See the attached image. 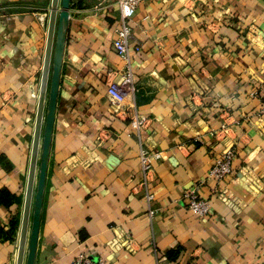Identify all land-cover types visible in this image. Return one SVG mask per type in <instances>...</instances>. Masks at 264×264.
Listing matches in <instances>:
<instances>
[{
    "label": "crops",
    "instance_id": "obj_1",
    "mask_svg": "<svg viewBox=\"0 0 264 264\" xmlns=\"http://www.w3.org/2000/svg\"><path fill=\"white\" fill-rule=\"evenodd\" d=\"M51 3L0 0V189L16 195L0 204V264H17ZM70 11L35 264H264V0H143L127 59L116 3ZM126 70L134 90L111 89ZM143 150L160 153L148 173Z\"/></svg>",
    "mask_w": 264,
    "mask_h": 264
},
{
    "label": "water",
    "instance_id": "obj_2",
    "mask_svg": "<svg viewBox=\"0 0 264 264\" xmlns=\"http://www.w3.org/2000/svg\"><path fill=\"white\" fill-rule=\"evenodd\" d=\"M72 0H52L17 264H35Z\"/></svg>",
    "mask_w": 264,
    "mask_h": 264
},
{
    "label": "built area",
    "instance_id": "obj_3",
    "mask_svg": "<svg viewBox=\"0 0 264 264\" xmlns=\"http://www.w3.org/2000/svg\"><path fill=\"white\" fill-rule=\"evenodd\" d=\"M96 5L99 8H106L109 5L116 3L120 10V23L116 28V38L114 39V47L119 55L123 58L129 56V40L132 34V27L129 23L131 18L136 12L138 5L143 0H95ZM111 89L123 93L127 89L134 90L132 73L126 70L122 74L121 83H112ZM253 94L259 96L264 101V81L259 83ZM148 119L144 116H137L132 120V125L140 129L146 127ZM160 153L150 154L143 150L141 159L143 163V169L145 173H148L152 169V158H159ZM236 157V149L234 146H228L224 148L220 156L215 157L212 161L211 167L208 171V177L214 179L216 183L222 182L228 177L233 170V161ZM153 195L148 194V199H152ZM184 198L187 199L188 208L199 217H207L211 211V203L208 199L202 197L197 193L196 189H191L184 194ZM153 214V211H150ZM72 264H107V261L103 257L94 259L90 257L86 252H79L73 260Z\"/></svg>",
    "mask_w": 264,
    "mask_h": 264
},
{
    "label": "trees",
    "instance_id": "obj_4",
    "mask_svg": "<svg viewBox=\"0 0 264 264\" xmlns=\"http://www.w3.org/2000/svg\"><path fill=\"white\" fill-rule=\"evenodd\" d=\"M74 1V0H73ZM83 0H75V4H81ZM16 195L11 193L6 188L0 189V204H4L6 206H11L13 204V201L15 199ZM17 227V222L14 221V219L11 220V230H15ZM0 232H4L3 234L6 235V232L3 230L2 227H0Z\"/></svg>",
    "mask_w": 264,
    "mask_h": 264
}]
</instances>
